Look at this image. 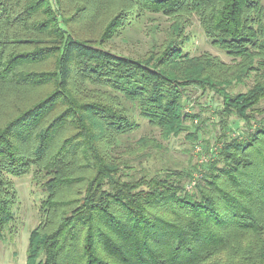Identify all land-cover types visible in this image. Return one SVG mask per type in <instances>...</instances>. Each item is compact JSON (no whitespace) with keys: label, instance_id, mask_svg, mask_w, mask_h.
<instances>
[{"label":"trees","instance_id":"obj_1","mask_svg":"<svg viewBox=\"0 0 264 264\" xmlns=\"http://www.w3.org/2000/svg\"><path fill=\"white\" fill-rule=\"evenodd\" d=\"M145 13L171 19L157 48L104 47ZM192 17L229 62L185 49ZM192 86L220 98L213 157L130 175L133 110L177 136L203 123L185 110ZM263 101L264 0H0V240L12 177L32 172L45 196L24 264H264Z\"/></svg>","mask_w":264,"mask_h":264},{"label":"rangeland","instance_id":"obj_2","mask_svg":"<svg viewBox=\"0 0 264 264\" xmlns=\"http://www.w3.org/2000/svg\"><path fill=\"white\" fill-rule=\"evenodd\" d=\"M170 23L171 19L160 13L142 14L130 20L129 24L104 43V47L132 58L141 57L164 41ZM185 32L190 39L184 47L191 55L209 52L226 62L230 61L222 50L209 42L196 17L190 19ZM251 83L252 79L249 78L245 83L235 84L232 91H245ZM184 101L185 110L200 114L203 123L198 118L187 121L188 130L168 139H163L158 128L149 124L137 110H133V118L140 126L124 139L125 142L119 148L129 161L131 167L125 168V171L130 175L153 174L168 167L191 168L193 165L208 163L213 157L220 145L217 137L222 131L218 123L220 115L217 113L221 108L220 98L211 91H202L192 86L188 87ZM228 121L226 134L242 137L247 129L244 121L233 115ZM198 125H201L200 128H197ZM189 131L195 132L197 137L188 138L186 135ZM12 181L17 192L15 217L5 228L0 240V264L25 263L29 233L40 219V205L45 196L32 172L14 176Z\"/></svg>","mask_w":264,"mask_h":264}]
</instances>
